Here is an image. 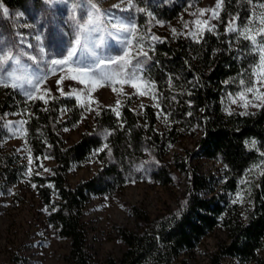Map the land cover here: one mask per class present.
Here are the masks:
<instances>
[{
  "label": "trees",
  "instance_id": "obj_1",
  "mask_svg": "<svg viewBox=\"0 0 264 264\" xmlns=\"http://www.w3.org/2000/svg\"><path fill=\"white\" fill-rule=\"evenodd\" d=\"M28 1L0 0V4L17 7ZM260 2L264 0H223L215 32L204 31L197 39L177 36L152 46L145 74L158 88L159 109L171 124L165 133L155 129V107L145 104L139 115L128 100L120 106L119 117L110 107H101L94 116L93 131L66 145L61 128L73 126L83 112L73 96L54 97L45 103L27 100L12 87L0 91V135L6 114L25 112V136L33 155H48L54 161L50 175L35 176L34 181L42 202L51 206L48 221L69 241L65 264L90 263L81 220L89 198L116 191L138 178V165L148 153L158 162L151 168V178L169 182L173 174L163 156L176 139L177 128L196 122L202 131L194 156L222 166L225 181L221 191L215 188L217 180L212 174L201 173L187 160L175 158V168L188 174L184 199L155 218L141 211L138 230L119 228L126 248L120 259L108 257L105 264H180L178 257L193 250L218 225L226 229L228 240L209 253L207 264H222L226 256L264 264V258L257 255L264 246V104L254 112L225 111V97L240 88L249 58L245 43L239 47L232 44L226 29L228 20L232 16L245 19L249 4ZM149 6L164 20L174 18L180 10L170 0H156ZM94 150H99L101 168L71 186L67 173ZM24 169L17 154L0 151V186L16 183ZM250 171L256 175L250 187L251 206L244 217H238L232 214L227 194L235 191Z\"/></svg>",
  "mask_w": 264,
  "mask_h": 264
},
{
  "label": "rangeland",
  "instance_id": "obj_2",
  "mask_svg": "<svg viewBox=\"0 0 264 264\" xmlns=\"http://www.w3.org/2000/svg\"><path fill=\"white\" fill-rule=\"evenodd\" d=\"M147 1H150V4ZM155 1L29 0L17 7L0 4V48L3 49L0 53V65L6 66L0 76V91L6 87L14 88L13 84H22L23 87L15 89L27 100L29 99L25 92L29 87L35 96L43 95L46 101L60 97L61 90L65 95L73 96L83 112L73 126L61 128L60 133L66 145L75 142L82 133L93 131L94 116L101 107L119 110L128 100L131 102V108L139 115L142 114L145 104L155 107V129L165 133L171 124L166 114L156 106L161 98L158 88L145 74V62L149 52L160 40L171 41L177 36L193 39V35L197 39L201 32L208 31L207 29L213 26L215 32L223 0H170L179 5L180 10L174 18L167 20L150 11L149 5ZM218 2L219 9L216 8ZM91 3L96 4L97 8L92 9ZM256 5H264V2L249 4V15L245 19L240 20L232 16L228 20L226 29L231 35L232 44L239 47L241 43H245L244 49L249 58L241 76L245 85L226 95L225 111L254 112L262 105L261 100L254 99L253 94L246 91L254 79L253 70L255 69L258 75L262 71L259 51L253 47L252 41L246 38L252 36L257 42L264 44V33L261 31L264 24L260 22V17L264 16V7ZM74 7L75 12L72 11ZM213 10L218 18H213ZM120 18H132L137 27L133 33L121 32L117 38L110 33L116 32L112 23ZM229 25L238 31L229 32ZM241 31L244 32L243 36L240 35ZM101 36L108 40V54L123 55L127 51L126 59L131 61L132 65H136L137 59L139 60L143 67L142 80L128 79L131 68L122 69L119 65L112 64L104 68L110 79L101 80L95 85L90 82L81 84L78 79L72 78L75 75V65H52L53 59H64L71 47H77L79 55L82 47L92 41L99 43ZM21 37L24 44L20 43ZM77 37L81 40L80 45L76 44ZM254 51L256 55H253ZM37 66L46 69L39 90L34 85L23 83L27 80L35 81ZM57 81H60L59 85ZM133 83L137 87H132ZM141 92L144 94L140 95ZM241 92H244L245 100L240 99ZM260 94H264V86H260L259 92L256 93ZM77 96L80 97L79 101ZM246 100L259 106L249 104L247 108L242 107ZM24 113L14 111L6 114L0 135V151L17 154L25 166L16 183L0 186V264H65L69 241L48 221L47 215L51 206L42 202L34 181L35 176L50 175L54 161L48 155H33L26 141ZM177 129L176 139L169 144L163 156V161L169 165L173 174L169 182L158 183L151 178V168L158 162L148 153L138 165V178L128 180L116 191L92 195L85 203L81 220L86 230L89 264H105L108 257L121 258L126 245L120 237L119 228L138 230L141 223L138 214L141 211L150 218H155L176 208L182 202L187 190L188 174L175 168V158L187 160L201 173L212 174L217 180L215 188L221 191V185L225 181L222 166L215 160L197 159L194 156L202 131L201 125L196 122L190 127ZM98 153L99 150H94L85 161L69 170L67 181L71 186L91 177L101 168L102 160ZM29 158L32 160L30 166ZM255 176L253 171L248 172L236 190L228 192L227 198L232 205L233 215L244 217L246 209L251 206L250 187ZM237 193H242V200L237 198ZM227 240L226 229L218 225L203 236L193 250L181 254L177 261L180 264H207L209 253ZM257 255L264 258V246L257 250ZM222 264L257 263L226 256Z\"/></svg>",
  "mask_w": 264,
  "mask_h": 264
},
{
  "label": "snow or ice",
  "instance_id": "obj_3",
  "mask_svg": "<svg viewBox=\"0 0 264 264\" xmlns=\"http://www.w3.org/2000/svg\"><path fill=\"white\" fill-rule=\"evenodd\" d=\"M92 9H96L97 5L94 3L90 4ZM259 7H264V5H256ZM216 8L219 9L220 8V3L218 2L216 5ZM126 10H130V9H126ZM73 12L76 11V8L74 7L72 9ZM5 15H7V12L5 11ZM255 16V14H253ZM75 18V17H74ZM213 18H218L216 17V13L213 10ZM260 22L261 24H264V16L260 17ZM92 21L91 19H89V24H91ZM197 24H199V21H197ZM136 24L134 22V20L132 18H120V19H116L114 23H112V28L116 29L115 33H110L112 35H115L117 38H119L120 33H133L136 29ZM185 27H187V25H185ZM208 31H214V26L210 27L207 29ZM93 31H95V29H93ZM228 31L232 32V31H238L237 29H233L231 27V25H229L228 27ZM262 33H264V28L261 29ZM190 35H193L192 33H189ZM202 32H201V36H202ZM240 35L243 36L244 32L241 31ZM195 35H193V39H195ZM247 39L251 40L253 43V47L255 49H258L259 51V61H260V68L262 69V71L259 73V75L257 74V71L254 69L252 72V76L254 77V79L251 82V86H248L246 91L247 93H252L254 99H259L261 100V103L264 104V94H260V95H256V93L259 92V87L260 86H264V44L257 42L252 36H247ZM127 43H130V41H126ZM199 42V41H197ZM20 43L24 44V39L23 37L20 38ZM76 44L80 45L81 44V40L77 37L76 38ZM107 45H108V40L104 37L101 36L100 37V42L96 43L95 41L90 42L89 44H87L85 47H82L80 49V54L77 55V47L73 46L71 47L68 52H67V56L64 57V59H53L51 61L52 65H66V64H73L75 65L74 68V72L75 75L72 77L73 79H78L79 82L81 84H87V83H91L92 85H95L96 83H98L101 80H107L110 79V75L108 73H106L104 71V68L106 65H112V64H117L119 65L122 69L125 68H131V71L128 73V79H132V80H137V79H143V67L142 65H140L139 60L137 59L136 65H132L131 61L127 60L126 58L128 57V52L125 51L123 55H116V56H112L110 54H108L107 51ZM3 52V49L0 48V53ZM144 55L146 56L147 53H144ZM253 55H256V52H253ZM6 69L5 65H0V76L3 75L4 71ZM70 71H73V69H70ZM36 79L35 81L33 80H27L24 81L23 83H26L30 86L34 85L36 87L37 90H39V84L40 82L44 79V76L46 74V69L43 67H39L37 66L36 68ZM243 76V74H241ZM61 79H64V77H61ZM127 82V80L125 81ZM57 84H60V81H57ZM240 85L241 88L244 87L245 85V81L243 80V78H241L240 80ZM14 88L16 87H23L22 84H13L12 85ZM150 87L154 86V85H149ZM132 87H137V85L135 83L132 84ZM61 96H64L65 93L61 90L60 92ZM140 95H143L144 93L141 92L139 93ZM25 95L28 97V99H40V100H44V96H35L32 91H31V87H29V89L25 92ZM77 101L80 100V97L77 96L76 97ZM240 99L245 100V94L244 92L240 93ZM45 103H47L46 100H44ZM235 103V101H233ZM119 104V102H117ZM249 104H251L252 106L256 107L259 105L254 104L252 101H245L244 104H242V107L247 108L249 106ZM158 106V105H156ZM114 111L116 112L117 117H119L120 112L117 109H114ZM158 115H160V113H158ZM103 149H100V151H102ZM32 164V160L31 158H29V166ZM139 170V169H138ZM45 171H48V169H45ZM33 187H35V185H33ZM237 198L242 200L243 199V195L242 193H237ZM236 201L234 200L233 203H235ZM45 211H48L47 209H45Z\"/></svg>",
  "mask_w": 264,
  "mask_h": 264
}]
</instances>
